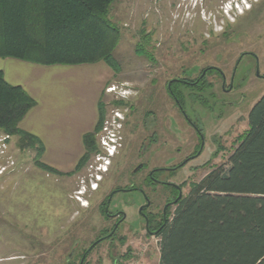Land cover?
I'll return each mask as SVG.
<instances>
[{
    "label": "rangeland",
    "instance_id": "374dc122",
    "mask_svg": "<svg viewBox=\"0 0 264 264\" xmlns=\"http://www.w3.org/2000/svg\"><path fill=\"white\" fill-rule=\"evenodd\" d=\"M227 1L113 0L109 17L119 28V40L113 50V56L120 65L119 72L104 62L43 66L15 59L14 63H22L16 66L2 57L0 68L7 80L15 82L11 84H24L39 98L43 91L53 93L59 82V73H66L68 69L75 70L80 78L79 87L84 91L92 89L93 92L101 87L99 102L105 111L104 120L110 121L114 117L116 121L108 125L109 130L115 133L112 135L114 140L110 142L115 144L116 135H129L132 143L127 152L132 157L124 168L146 161L147 155L140 157L133 152L140 147L139 140L143 135H167L164 145L168 153L161 154L157 149L161 140L155 141L154 164L159 165L166 157L172 164L177 157V147L184 146L188 155L196 141V133L189 120L202 127L209 149L202 153L200 160L190 161L175 175L170 173L173 175L171 180L180 183L182 195H185L190 184L199 181L212 166L225 164L236 139L247 129L250 108L264 93V78L254 74V60L249 55L242 57L232 77L234 87H238L235 91H222L220 78L209 70L204 78L208 86L200 93L182 84L176 86L184 101L180 111L167 88L173 78L192 81L209 66L222 68L228 82L232 67L242 51L253 52L260 72L264 73V0H245L248 4L245 7L241 5L242 0H230L228 8H225L223 4ZM236 2L240 3L242 12L230 8ZM250 4L252 7L249 9ZM137 47L142 49L141 54L136 51ZM249 66H252V71L247 73L245 69ZM21 72L23 83L11 81V76ZM109 87L115 90L109 92ZM79 90L80 93L75 94L77 99L82 93ZM194 93L201 99L194 97ZM202 100L205 101L202 103ZM117 101L121 104L117 105ZM224 101L233 102V106H226ZM96 118L97 109L89 130ZM101 134L100 129L96 138L100 139ZM38 136L44 145L41 161L61 173L46 172L36 166L35 151L18 148L17 137L11 136L7 140L1 161L5 163L10 159L13 164L0 174V260L18 256L25 264H66L71 259V244L75 240L93 237L88 226L80 224L76 227L74 222L84 219L90 224L98 221L97 211H91L89 203L90 200L91 203L97 202L101 195L90 193L87 182L97 181L103 174V185L107 190L111 185H117L119 169L114 158L110 157H100L101 165H97V154L107 153L100 140L97 143L99 150L91 152L83 166L74 171L82 153V135ZM210 137L211 140L217 137L221 147L209 158L208 154L214 148L209 142ZM108 158L111 159L110 168L104 173L101 169L106 167ZM202 160L206 161L200 168L188 172L189 167ZM117 162L121 160L117 158ZM136 244L138 247L134 246L130 251L122 249L115 254L93 251L95 258L91 256L85 264H159L157 235Z\"/></svg>",
    "mask_w": 264,
    "mask_h": 264
},
{
    "label": "trees",
    "instance_id": "16d2710c",
    "mask_svg": "<svg viewBox=\"0 0 264 264\" xmlns=\"http://www.w3.org/2000/svg\"><path fill=\"white\" fill-rule=\"evenodd\" d=\"M112 2L0 0V57L40 65L102 61L119 72L113 56L119 28L109 17ZM136 51L142 53L140 47ZM181 84L173 81L170 89L183 106L176 87ZM206 86L203 78L189 88L200 93ZM34 105L35 99L21 85L9 83L0 69V132L17 137L21 150L33 149L36 166L59 174L41 161L40 139L19 127ZM104 112L99 102L96 125L83 135L85 151L74 171L97 151L94 136L101 129ZM167 216L156 233L159 264H264V93L250 108L247 129L236 139L225 164L212 166L192 182Z\"/></svg>",
    "mask_w": 264,
    "mask_h": 264
},
{
    "label": "flooded vegetation",
    "instance_id": "af4514ba",
    "mask_svg": "<svg viewBox=\"0 0 264 264\" xmlns=\"http://www.w3.org/2000/svg\"><path fill=\"white\" fill-rule=\"evenodd\" d=\"M251 7L252 4L249 5V9ZM245 55L251 56L254 60V74L264 78V73L260 72L257 56L253 52L242 51L240 52V57L232 67L230 73L231 77L228 82L226 73L222 68L217 66L203 68L199 75L195 79H192V81L183 78H173L172 82H180L187 87L193 86L195 82L206 78L207 71L213 70V72L216 73L215 76L220 78L222 91H235L238 87H234L232 77H234L237 66ZM245 70L247 73L251 72L252 66L247 67ZM171 83L168 82L167 88L172 97H174L170 89ZM174 101L178 105L179 110L182 111V105L176 97H174ZM224 102H226V106H233V102L231 101ZM124 120L125 116H123V122ZM189 123L196 133V141L192 145V151L187 155L185 154L184 146L182 148L177 147L175 149L177 157L172 164L169 163L168 157L164 158L159 165L154 164L153 153L155 141L161 140L160 145H157V149L164 155L165 152H167L164 145L168 138L167 135H143L139 140L140 147L136 149L137 152L136 150H131L140 157L145 155L148 157H146V161H140L129 168H124V164L127 165V162L132 157V154L127 153L132 146L131 140L128 137L129 135H116L112 153H109L107 150H105L107 152L105 154L100 155L96 153L98 155L97 160H99L100 157L114 158L115 166L119 169L116 182L117 185H111L106 190V186L103 185L105 182L103 180V174L99 177V180L87 182L90 193H98L97 195H101L97 202L93 201L91 203L90 200L89 203L92 207L91 211H97L95 214L98 216V221L90 224L88 223L89 220L86 221L84 219L79 222L78 220L74 222L76 227L80 224H84V227L88 226L87 229L90 233H93V237L91 239L85 237L82 240H75V242L71 244L72 248L69 254L71 259H68V263L66 264H85L91 260L90 258L93 251L103 250L108 254H115L122 249L130 251L134 246L138 247L136 243H140L144 239L146 240L148 237L156 235L160 224H163L168 217L167 212L174 206L172 209L173 211L178 204V200L183 196L180 183L171 180L172 176L175 175L177 170L185 167L190 161L198 160L202 153L209 149V144L205 139L203 128L197 126V124L191 120H189ZM218 135H220V133ZM94 138L96 149L99 150L97 145V143L100 142H98L99 138H96V136H94ZM211 138L212 137L209 138V142L213 144L214 148L210 150L208 154L209 158L219 147L216 140L217 137H213L212 140ZM99 152L102 153L101 150ZM117 158L118 161L121 160L123 163L117 162ZM111 159L107 162L108 166L106 165L104 169H101L104 173L110 168ZM122 160H125V163ZM205 161L206 160H202L200 163L192 165L189 167L188 172H194L197 168H200L201 164ZM97 165H101L100 160ZM123 172L125 173L122 174ZM171 172L173 173L172 176L170 175ZM90 196L92 198L95 197V195H89V197ZM92 257L93 259L95 258V256ZM2 259L3 260H0V264H25L24 262H20L18 256H7Z\"/></svg>",
    "mask_w": 264,
    "mask_h": 264
},
{
    "label": "crops",
    "instance_id": "0c3cea01",
    "mask_svg": "<svg viewBox=\"0 0 264 264\" xmlns=\"http://www.w3.org/2000/svg\"><path fill=\"white\" fill-rule=\"evenodd\" d=\"M7 59L10 60L9 62L11 64L16 66L22 64V63H14L15 58H7ZM23 62H27V61L23 60ZM3 64L6 65L7 62L4 61ZM83 64H90V63H83ZM43 66H51V65H43ZM67 66H71V65H67ZM1 70L4 74L3 69ZM65 72L66 73L64 72L59 73L58 75L59 82L58 85L54 87L53 93L50 90L43 91L40 94L41 95L40 98L39 96H36L35 94L29 92L24 84H15V85H21L26 90V92L35 99V105L32 108H30L23 116V118L20 120L19 127L27 132L36 135L39 139L40 137L38 135H82L81 138V144H82L81 155H82L85 151L84 143H83V135L93 131L98 119L99 100L102 89L100 87L93 92L92 89H86L84 91L83 88L79 87L80 78L77 74H75V70L68 69ZM4 77L7 80L5 74ZM21 77H22V72L16 74V76L15 75L11 76V81H17V83H23L21 82L22 79ZM7 81L9 83H15V82H10V80ZM79 89H81L82 93L79 95V98L77 99L75 94L80 93ZM89 94L90 96L88 98ZM95 109H97V118L92 129L89 130L88 129L89 124L91 122Z\"/></svg>",
    "mask_w": 264,
    "mask_h": 264
},
{
    "label": "built area",
    "instance_id": "2783aa9c",
    "mask_svg": "<svg viewBox=\"0 0 264 264\" xmlns=\"http://www.w3.org/2000/svg\"><path fill=\"white\" fill-rule=\"evenodd\" d=\"M196 1V0H194ZM229 2L230 0H228L226 3H224L223 5L225 6V8H228L229 6ZM115 89L113 87H109L108 91H114ZM117 116H119V113H116ZM114 118V117H113ZM111 119L110 121L108 119L104 120V123L102 125L101 131H102V136L100 137V144L101 146L107 150L109 153H112L113 149H114V144L111 143L110 141H113V137L112 135H115V133L113 131H110L108 128V125L110 122H116L115 119ZM118 124V123H117ZM108 133V134H107ZM110 135V136H109ZM10 138V135L1 132L0 133V174L6 172V170H8V168L13 164V161L8 159L6 160L5 163H3L1 161L2 158V154L4 155L5 153V148L8 145V141Z\"/></svg>",
    "mask_w": 264,
    "mask_h": 264
},
{
    "label": "clouds",
    "instance_id": "9594fccd",
    "mask_svg": "<svg viewBox=\"0 0 264 264\" xmlns=\"http://www.w3.org/2000/svg\"><path fill=\"white\" fill-rule=\"evenodd\" d=\"M244 1L245 0H242L243 3L241 4V5H243V7H245V4H246ZM246 5H248V4H246ZM230 8H233V10H236L237 12H242V8H240V3L239 2H236V5L232 4V6Z\"/></svg>",
    "mask_w": 264,
    "mask_h": 264
},
{
    "label": "water",
    "instance_id": "95a60500",
    "mask_svg": "<svg viewBox=\"0 0 264 264\" xmlns=\"http://www.w3.org/2000/svg\"><path fill=\"white\" fill-rule=\"evenodd\" d=\"M171 82H172V80L169 81V83H171Z\"/></svg>",
    "mask_w": 264,
    "mask_h": 264
}]
</instances>
